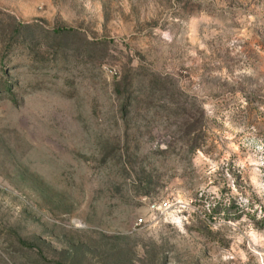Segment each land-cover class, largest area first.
<instances>
[{"label": "rangeland", "instance_id": "374dc122", "mask_svg": "<svg viewBox=\"0 0 264 264\" xmlns=\"http://www.w3.org/2000/svg\"><path fill=\"white\" fill-rule=\"evenodd\" d=\"M0 264H264V0H0Z\"/></svg>", "mask_w": 264, "mask_h": 264}]
</instances>
